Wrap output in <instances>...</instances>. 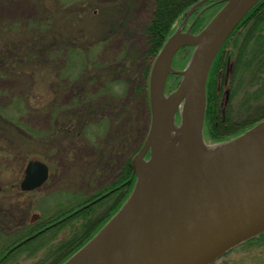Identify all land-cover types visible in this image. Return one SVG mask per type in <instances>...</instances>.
Returning <instances> with one entry per match:
<instances>
[{"label": "rangeland", "instance_id": "rangeland-1", "mask_svg": "<svg viewBox=\"0 0 264 264\" xmlns=\"http://www.w3.org/2000/svg\"><path fill=\"white\" fill-rule=\"evenodd\" d=\"M154 1L0 0L1 230L22 227L44 213L95 196L115 184L119 169L136 154L150 124L145 108L140 118L146 116L145 131L121 152L115 153L113 146L130 121L118 106L127 105L132 95H142L141 90L134 92V71H123L126 60L132 58L139 68L154 59L144 54L143 33ZM228 84L226 79L219 82L220 89ZM78 97L103 106L85 124L78 118L85 113V103L74 105ZM237 102L238 96H233L229 105L236 107ZM182 104L174 117L177 127ZM221 107L226 108L223 99ZM63 117L68 118L61 128L58 120ZM104 118L109 124L100 133ZM175 134L168 132L169 138ZM30 159L45 162L49 177L38 189L21 192L19 182ZM244 242L209 264H264V236ZM39 256L20 255L8 264H35Z\"/></svg>", "mask_w": 264, "mask_h": 264}, {"label": "water", "instance_id": "water-1", "mask_svg": "<svg viewBox=\"0 0 264 264\" xmlns=\"http://www.w3.org/2000/svg\"><path fill=\"white\" fill-rule=\"evenodd\" d=\"M204 1L199 0L185 13L183 26ZM220 1L224 5L200 32L177 28L155 56L148 76L149 129L131 158L134 188L119 210L62 264H209L264 231V134L252 133L264 126V119L224 143L207 145L202 138L209 68L227 37L259 0ZM185 46L195 49L185 68L176 71L172 59ZM169 73L181 76L171 95L182 86L189 91L201 85L204 105L199 135L204 145L216 150L208 156L190 154L171 170L144 173L142 167L154 159L161 139L160 104L171 96L165 95ZM156 75H160L157 83ZM182 103L183 98L173 108V128H179L174 117ZM147 152L149 158L145 160ZM48 175L45 162L28 160L19 188L37 189Z\"/></svg>", "mask_w": 264, "mask_h": 264}, {"label": "trees", "instance_id": "trees-1", "mask_svg": "<svg viewBox=\"0 0 264 264\" xmlns=\"http://www.w3.org/2000/svg\"><path fill=\"white\" fill-rule=\"evenodd\" d=\"M198 1H154L150 20L143 27L146 37L144 53L146 57L154 58L158 54L165 40L182 24L185 13ZM223 5L224 2L220 0L201 2L188 18L191 32H200ZM193 51L194 47L192 46L178 49L173 57L172 67L175 68L176 64L178 69H184ZM126 61L123 71L125 73L134 71L132 77L138 80L134 92L138 93V90H141L142 95H132L133 97L130 96L127 105L124 103L118 106V109L125 110L124 114L130 117V121L126 123L122 137L113 146L115 153L121 152V149L127 147L130 142H135L136 136L142 129L145 131L146 116L143 121H140L142 110L146 111L145 109H147L149 114L146 87L151 64L136 68L132 58H128ZM86 63L84 61L83 66H87ZM110 67L116 69L115 66ZM230 70L232 71L230 72ZM180 79L181 76L176 73L168 74L165 94L174 91ZM225 79L229 83L227 92L225 89L219 91L218 84L221 81L225 82ZM75 88L77 92L78 88ZM125 91L126 88L124 94ZM233 96H238L236 107L229 105V100ZM87 98L81 100L78 97L74 100V105L85 103L83 104L85 113L78 117L84 124L87 122V118L97 116L103 108L100 104L96 106L93 101ZM222 99L226 104L225 110L221 107ZM107 104L108 102L105 101L104 105ZM67 118L63 117L58 120V125L61 128L65 126ZM263 119L264 0H259L230 33L213 59L206 82V108L203 122V127L205 126L206 130L203 140L206 144L227 142L243 134ZM73 121L76 123L74 117ZM108 124L109 122L105 118L100 122V133L106 131ZM102 126L104 127L101 128ZM44 134H40V137L43 138ZM143 142L144 139L135 150H139ZM147 158H149V152L145 155V159ZM135 181L136 175L131 167V158H129L117 172L115 184L101 191L98 190L95 196L81 199L64 210L44 213L36 220L10 231L5 230L6 227L10 229V226L4 227L5 229L1 227L4 231L0 229V264H8L10 260L18 259L20 255H40L35 264H62L85 245L119 210L131 194ZM262 236H264V231L246 242Z\"/></svg>", "mask_w": 264, "mask_h": 264}, {"label": "bare ground", "instance_id": "bare-ground-1", "mask_svg": "<svg viewBox=\"0 0 264 264\" xmlns=\"http://www.w3.org/2000/svg\"><path fill=\"white\" fill-rule=\"evenodd\" d=\"M160 75H156L155 82ZM184 99L182 107L183 123L179 128H173L171 116L176 101ZM204 98L201 85L187 91L184 86L169 98L162 100L160 104V133L161 139L157 141L154 149V159L145 164L142 172L164 168L171 170L180 165L184 158L190 154L208 156L216 150L215 146H207L202 143L199 135L200 119L203 112ZM174 129L173 138L168 137V131ZM252 133L264 134V126L255 129ZM166 142L165 148L162 147ZM170 165V166H168ZM170 168H168V167Z\"/></svg>", "mask_w": 264, "mask_h": 264}, {"label": "flooded vegetation", "instance_id": "flooded-vegetation-1", "mask_svg": "<svg viewBox=\"0 0 264 264\" xmlns=\"http://www.w3.org/2000/svg\"><path fill=\"white\" fill-rule=\"evenodd\" d=\"M228 63V62H227ZM230 64V63H229ZM232 64V63H231ZM228 65V64H227ZM232 70H230V72H231ZM221 72V71H220ZM218 90L220 91V85L218 84ZM225 92H227V88L225 89ZM109 192H111V191H109Z\"/></svg>", "mask_w": 264, "mask_h": 264}]
</instances>
